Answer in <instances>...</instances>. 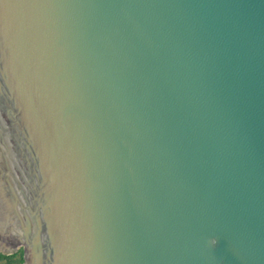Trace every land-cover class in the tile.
Wrapping results in <instances>:
<instances>
[{
	"label": "water",
	"instance_id": "95a60500",
	"mask_svg": "<svg viewBox=\"0 0 264 264\" xmlns=\"http://www.w3.org/2000/svg\"><path fill=\"white\" fill-rule=\"evenodd\" d=\"M264 264V0H0V253Z\"/></svg>",
	"mask_w": 264,
	"mask_h": 264
},
{
	"label": "trees",
	"instance_id": "16d2710c",
	"mask_svg": "<svg viewBox=\"0 0 264 264\" xmlns=\"http://www.w3.org/2000/svg\"><path fill=\"white\" fill-rule=\"evenodd\" d=\"M0 264H22V250L8 255L0 253Z\"/></svg>",
	"mask_w": 264,
	"mask_h": 264
}]
</instances>
